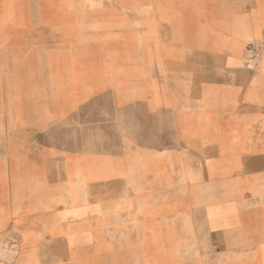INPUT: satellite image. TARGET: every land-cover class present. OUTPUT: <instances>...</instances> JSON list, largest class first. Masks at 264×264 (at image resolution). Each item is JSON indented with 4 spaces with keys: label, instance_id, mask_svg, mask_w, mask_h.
Returning <instances> with one entry per match:
<instances>
[{
    "label": "crops",
    "instance_id": "crops-1",
    "mask_svg": "<svg viewBox=\"0 0 264 264\" xmlns=\"http://www.w3.org/2000/svg\"><path fill=\"white\" fill-rule=\"evenodd\" d=\"M10 239L0 264H264V0H0Z\"/></svg>",
    "mask_w": 264,
    "mask_h": 264
},
{
    "label": "rangeland",
    "instance_id": "rangeland-1",
    "mask_svg": "<svg viewBox=\"0 0 264 264\" xmlns=\"http://www.w3.org/2000/svg\"><path fill=\"white\" fill-rule=\"evenodd\" d=\"M16 241L8 240L7 242H0V252H4L5 256H11L14 252Z\"/></svg>",
    "mask_w": 264,
    "mask_h": 264
},
{
    "label": "built area",
    "instance_id": "built-area-1",
    "mask_svg": "<svg viewBox=\"0 0 264 264\" xmlns=\"http://www.w3.org/2000/svg\"><path fill=\"white\" fill-rule=\"evenodd\" d=\"M258 49H259V47H255V46H251L249 48V53H251L253 58H256V56L258 54Z\"/></svg>",
    "mask_w": 264,
    "mask_h": 264
}]
</instances>
